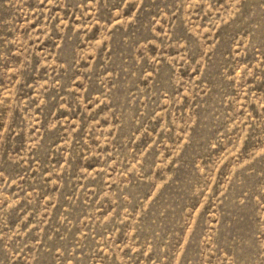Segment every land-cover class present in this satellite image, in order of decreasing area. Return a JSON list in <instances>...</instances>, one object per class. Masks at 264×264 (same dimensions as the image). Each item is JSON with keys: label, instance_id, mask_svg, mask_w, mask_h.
<instances>
[{"label": "rangeland", "instance_id": "obj_1", "mask_svg": "<svg viewBox=\"0 0 264 264\" xmlns=\"http://www.w3.org/2000/svg\"><path fill=\"white\" fill-rule=\"evenodd\" d=\"M0 264H264V0H0Z\"/></svg>", "mask_w": 264, "mask_h": 264}]
</instances>
